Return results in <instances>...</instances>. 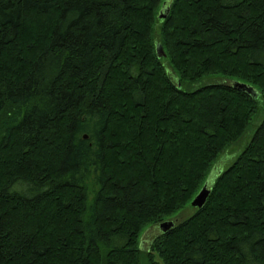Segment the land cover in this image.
Masks as SVG:
<instances>
[{
	"label": "trees",
	"instance_id": "1",
	"mask_svg": "<svg viewBox=\"0 0 264 264\" xmlns=\"http://www.w3.org/2000/svg\"><path fill=\"white\" fill-rule=\"evenodd\" d=\"M162 2L0 0V264H155L142 229L191 205L259 99L203 206L152 250L264 264V0H171L159 18ZM215 74L259 95L201 82Z\"/></svg>",
	"mask_w": 264,
	"mask_h": 264
},
{
	"label": "rangeland",
	"instance_id": "2",
	"mask_svg": "<svg viewBox=\"0 0 264 264\" xmlns=\"http://www.w3.org/2000/svg\"><path fill=\"white\" fill-rule=\"evenodd\" d=\"M170 2H171V0H163V2L161 3L160 11H162L163 7H167ZM160 26H161V23L156 22L154 29H153V40H154L153 42L155 44V48H157L159 46L162 47L161 46L162 36H161V32H160ZM161 52H163L162 56H161L162 57L161 62L164 66L165 71L167 72L169 77L174 82H178L177 75L173 71L172 66L170 65V63H168L167 58H164V56H163L164 51L162 48H161ZM201 82H203V83L222 82V83H227V84H233L234 83V81L232 79L222 77L218 74L205 77V79H203V81H201ZM195 85H197V84L191 85L190 88L192 86H195ZM261 107H262V103L260 102V99H259L258 105H257L258 112L253 116L251 123L249 124V126H251V128L247 129V131L241 137V140H239L237 143H234L233 145H231L230 147H228L227 149L222 151L220 153L219 157L217 158V160L212 165L210 172L208 173V176H207L206 181H205V182H207L208 188H210L214 178L234 160L236 153L242 148L243 144L246 141L247 142L249 141L255 127L259 124V122L262 119V116H261L262 108ZM194 210H195V208L193 206H191L190 204L185 205L182 208H180L179 210L175 211L173 214L167 216L163 221H172L173 225L174 224L177 225V224L181 223L183 220H185L186 218H188L194 212ZM160 233H161V230L159 227V222L148 224L142 229V231L139 235V240H138L139 247L142 251L152 252L151 258L153 259L155 264H164L163 259L160 257V255L156 251L153 252V250H152V244L154 243V241L156 239H158ZM143 264H147V263L144 262Z\"/></svg>",
	"mask_w": 264,
	"mask_h": 264
},
{
	"label": "water",
	"instance_id": "3",
	"mask_svg": "<svg viewBox=\"0 0 264 264\" xmlns=\"http://www.w3.org/2000/svg\"><path fill=\"white\" fill-rule=\"evenodd\" d=\"M167 12H168V6L163 7L162 11H160L158 15L159 18H164ZM156 51H157L158 56L162 55L160 46L156 48ZM233 86L239 90L244 91L252 98H256L259 95V92L253 86L248 85L246 83L235 81L233 83ZM209 191H210V188L207 187V182H205L202 185L201 189L198 191V193L191 200V206L201 208L206 201ZM172 226H173L172 221H163L159 223V227L162 232H166Z\"/></svg>",
	"mask_w": 264,
	"mask_h": 264
}]
</instances>
